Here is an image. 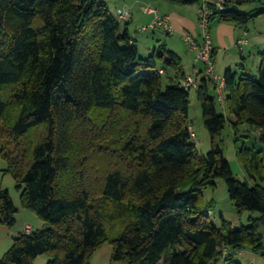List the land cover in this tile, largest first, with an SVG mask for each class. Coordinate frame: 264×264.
I'll use <instances>...</instances> for the list:
<instances>
[{"label": "trees", "instance_id": "1", "mask_svg": "<svg viewBox=\"0 0 264 264\" xmlns=\"http://www.w3.org/2000/svg\"><path fill=\"white\" fill-rule=\"evenodd\" d=\"M239 1L221 7L207 1L210 21L217 16L244 25L254 14L239 10ZM232 3L236 11H221ZM129 32L98 0H0V126L4 120L6 131L0 156L21 205L42 221L13 237L0 264H33L41 253L45 264H87L107 238L106 222L120 226L110 238L111 257L124 264H212L228 247L261 248L264 185L249 170L258 150L242 147L254 182L241 181L216 136L228 120L217 103L225 104L233 131L247 124V134L264 145V50L255 77L223 71L222 103L203 66L197 72L195 92L210 134L209 149L199 155L187 121L188 91L180 77L161 78L167 69L177 73L178 56L164 44L141 56ZM95 113H104V127L113 134L100 146L129 156L134 166L108 168L92 185L90 151L78 132ZM33 129L41 130L27 138ZM216 177H223L236 209L257 212L248 224L234 228L209 219L199 193ZM14 212L0 188V221L10 225Z\"/></svg>", "mask_w": 264, "mask_h": 264}, {"label": "rangeland", "instance_id": "2", "mask_svg": "<svg viewBox=\"0 0 264 264\" xmlns=\"http://www.w3.org/2000/svg\"><path fill=\"white\" fill-rule=\"evenodd\" d=\"M103 2L106 7L114 13L115 8H127L129 12L130 3L134 5L136 10L134 11L133 21L125 24L124 20H119L121 26H128L130 33H134L137 38V42L141 45L139 47V54L146 56L152 52L153 49L158 48L166 41L168 46H174L179 50L184 51L188 44L177 34V29L171 34L166 33L160 26L155 25L150 28V24L153 20L154 14L144 12L142 8L151 6L155 10L169 9L173 14L179 11V7L183 5L182 2L177 0H98ZM202 1V0H198ZM233 1V0H232ZM186 9L191 11L192 7L197 6L196 2L184 3ZM159 9V10H160ZM182 10L187 11L188 10ZM239 10L246 13H252L254 16L250 18L244 25L250 30L258 28H264V0H240ZM157 12V11H156ZM158 14V13H157ZM217 19L214 16L212 19ZM142 26H147L146 29H141ZM136 29V30H135ZM187 31H183L182 34ZM190 33V32H189ZM194 35L193 33H191ZM197 35V34H196ZM196 37V36H195ZM199 35L197 40H199ZM149 41L150 46L147 47L143 43ZM223 53V52H222ZM189 57H187L188 59ZM190 59L188 60V62ZM221 63V59L215 63L214 72L216 75L222 76L224 67ZM170 75L174 78L173 70L167 69L161 72V78L164 82H167L166 75ZM256 76V75H255ZM253 75V77H255ZM211 93H214L211 87ZM224 93V92H223ZM11 110V103L8 102L3 119L7 118ZM217 110L228 118L229 112L225 104L221 107L217 103ZM104 114V113H103ZM103 114H90L86 121H82L81 130L78 132V139L82 143L87 144V149L90 151L89 162L86 164V171L91 169L90 183L97 185L98 180L96 175L108 168L118 167L123 170L129 171L134 166V161L127 155L117 154L115 151L103 149L102 145L106 138L111 137L113 134L108 132L104 127L105 118ZM187 121L190 125L192 136V142L199 155L204 154L210 147V134L203 126L201 110L199 102L196 96L195 88L188 90V115ZM4 120L2 121V123ZM124 122V121H123ZM0 126V140H4L6 131L4 125ZM125 123V122H124ZM247 124H242L237 128L236 133L233 131L230 121L227 120L224 127L217 134V142L221 146L223 156L228 161L233 175L238 180H246L249 183L254 182L264 185V145L256 140L252 134H247ZM41 129H33L27 138L35 137L38 135ZM242 147H247L258 150V163L257 165L250 166V172L253 176L249 175L247 169L244 166L243 158L240 157L243 154ZM86 150V149H85ZM95 169L93 170L92 168ZM0 188L6 189L8 195L15 207L13 213V222L8 225L3 220L0 221V257L10 246L14 236L23 231V225L27 224L31 229H36L42 226V221L37 215L29 208L23 207L19 199L20 190L16 187V182L11 173L6 168L5 160L0 156ZM199 199L201 203L207 208L206 213L209 219L215 223L220 224L224 219L226 223L231 227L238 228L240 225H245L250 222L249 217L257 216L256 211H250L247 209H236L229 199L226 190V184L223 177L214 178L213 185H207L200 189ZM116 225V226H115ZM105 229L107 232V238L102 240L89 254L87 264H124L121 261L113 260L112 245L110 238L120 229L118 223L109 224L105 223ZM258 231L261 232V248L253 250L252 247L246 243H243L237 247H228L226 255L220 257L216 263L212 264H264V228L259 227ZM48 257L45 253H41L35 256L33 264H45ZM156 264H163L162 261H158Z\"/></svg>", "mask_w": 264, "mask_h": 264}, {"label": "crops", "instance_id": "3", "mask_svg": "<svg viewBox=\"0 0 264 264\" xmlns=\"http://www.w3.org/2000/svg\"><path fill=\"white\" fill-rule=\"evenodd\" d=\"M130 16L127 22L133 21L134 5L130 3ZM185 4L179 7V11L173 14L169 9L158 8L159 16L166 18L167 29L163 25H159L166 33L171 34L177 29V34L182 38V32L187 31L193 33L194 36L199 35L200 29L196 22V6L192 7L191 11L184 7ZM188 10L183 11L182 10ZM160 9V10H159ZM127 29L129 30L128 26ZM136 30V29H135ZM208 31L213 44V59L214 66L218 59H221L224 70L230 68L237 73H248L255 75L259 62V53L264 50V28L250 30L245 25L235 24L231 21H224L220 19H211ZM130 33V32H129ZM135 31L132 33L134 43L139 49L140 43L137 42ZM197 34V35H196ZM183 39V38H182ZM242 40V41H241ZM147 47L150 46L149 41L143 43ZM164 45L167 49L172 50L178 56V71L173 70L174 80H178L184 74H188L194 70H201L202 63L194 59V49L187 47L184 51L177 49L174 46H168L166 41ZM223 52V53H222ZM187 57H189L187 59ZM190 61L188 62V60ZM215 68V67H214ZM223 70V71H224ZM162 71V70H161ZM223 75V74H222ZM230 122L234 120L233 115L229 113L228 118Z\"/></svg>", "mask_w": 264, "mask_h": 264}, {"label": "built area", "instance_id": "4", "mask_svg": "<svg viewBox=\"0 0 264 264\" xmlns=\"http://www.w3.org/2000/svg\"><path fill=\"white\" fill-rule=\"evenodd\" d=\"M207 1H211L216 7H221L224 3L231 2V0H202L201 3L196 6V22L200 29V39L197 40V38L189 32H184L182 34V38L187 42L190 49L195 50L194 59L202 63L203 72L213 82L216 98L222 103L224 82L222 76L216 75L214 72L213 44L208 31L211 8L206 5ZM142 10L144 12L154 14L153 20L149 26L150 28L154 27L155 25H163L166 29L168 28L166 18L159 16L155 8L147 6L142 8ZM114 15L117 19L124 20L129 18L130 12L127 8H115ZM146 28L148 27H141V29ZM197 72L198 70H194L188 74L182 75L178 80L180 86L187 91L193 87L195 88L197 86ZM23 228L28 231L29 225L24 224Z\"/></svg>", "mask_w": 264, "mask_h": 264}, {"label": "water", "instance_id": "5", "mask_svg": "<svg viewBox=\"0 0 264 264\" xmlns=\"http://www.w3.org/2000/svg\"><path fill=\"white\" fill-rule=\"evenodd\" d=\"M238 9V5L236 3H232L228 7L221 8V11H228V12H234Z\"/></svg>", "mask_w": 264, "mask_h": 264}]
</instances>
